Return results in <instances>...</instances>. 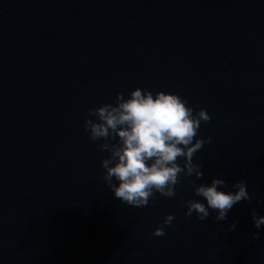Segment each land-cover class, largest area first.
Returning <instances> with one entry per match:
<instances>
[{
    "label": "water",
    "instance_id": "95a60500",
    "mask_svg": "<svg viewBox=\"0 0 264 264\" xmlns=\"http://www.w3.org/2000/svg\"><path fill=\"white\" fill-rule=\"evenodd\" d=\"M137 87L211 117L202 177L139 208L114 198L109 153L83 127ZM217 177L255 197L222 222L185 217ZM252 209L264 215V0H0V264H264Z\"/></svg>",
    "mask_w": 264,
    "mask_h": 264
},
{
    "label": "clouds",
    "instance_id": "9594fccd",
    "mask_svg": "<svg viewBox=\"0 0 264 264\" xmlns=\"http://www.w3.org/2000/svg\"><path fill=\"white\" fill-rule=\"evenodd\" d=\"M210 119L206 110L194 111L179 94L165 91L153 94L137 87L128 98L117 92L112 104L89 109L83 127L89 139L103 141L99 147L109 153L100 162L104 169L101 178L114 198L139 208L147 206L157 193L166 198L176 196L175 186L181 182L182 175L202 177L201 165L193 163V157L210 142V137L197 138L201 123ZM227 187L226 181L218 177L209 184L194 186V194L206 203L195 199L184 201L185 217L195 213L198 220H205L211 210L217 213L213 220L222 222L237 203L255 197V193L249 195L243 179L232 184L235 191L220 190ZM250 215L253 226L259 230L264 225V215L258 216L256 209ZM174 218L166 215L152 235H166L164 229L172 226ZM238 223L233 221L227 231H235ZM257 238L258 233H253L252 239Z\"/></svg>",
    "mask_w": 264,
    "mask_h": 264
}]
</instances>
